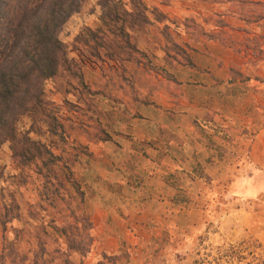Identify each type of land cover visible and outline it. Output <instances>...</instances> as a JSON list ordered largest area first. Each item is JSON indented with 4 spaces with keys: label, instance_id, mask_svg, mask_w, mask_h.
I'll return each instance as SVG.
<instances>
[{
    "label": "rangeland",
    "instance_id": "374dc122",
    "mask_svg": "<svg viewBox=\"0 0 264 264\" xmlns=\"http://www.w3.org/2000/svg\"><path fill=\"white\" fill-rule=\"evenodd\" d=\"M101 1L84 0L63 25L72 68L47 80L42 95L53 135L42 123L30 133L55 163L0 145V264H264L263 201L237 203L229 177L217 184L199 167L193 176L175 169L165 174L169 206L155 216L136 205L137 169L168 143L135 141L128 128L143 106L177 108L188 93L203 100L207 83L216 97L250 92L254 115L264 94V0Z\"/></svg>",
    "mask_w": 264,
    "mask_h": 264
},
{
    "label": "crops",
    "instance_id": "0c3cea01",
    "mask_svg": "<svg viewBox=\"0 0 264 264\" xmlns=\"http://www.w3.org/2000/svg\"><path fill=\"white\" fill-rule=\"evenodd\" d=\"M193 76L200 80L207 78L200 73H193ZM208 85L201 87L203 100L188 93L184 95V104L177 108L152 104L141 107V118L133 119L128 127L135 141L168 143L163 146L164 151L156 162L149 161L150 168L144 170L140 167L137 169L139 176L134 175V178L139 177L138 181L135 180L136 189L143 194L135 204L153 208L152 215L157 216L156 212L161 207L169 206L165 192L172 190V184L165 174L183 169L187 175L193 176L192 169L195 167L201 168L204 176L211 177V183L219 184L220 179L231 178V189L237 203L247 205L260 199L263 204L258 213L264 215V118L258 119L255 115L256 112L259 116L264 115V94L260 95V104L253 115L256 104L250 92L229 96L219 92L216 97ZM185 88L190 90L191 85H185ZM205 90H209L207 95ZM191 91L194 92L195 88ZM207 96L212 98L208 104ZM208 113H213L214 121L217 120L214 125L203 120L209 116ZM222 115L228 116L226 123L218 122ZM221 124L227 127L230 141L219 135L222 133ZM242 129L246 132L240 131ZM148 151L156 154L158 150ZM128 176L124 172L123 179ZM125 204L130 205V202ZM242 207L241 214L251 215L245 206Z\"/></svg>",
    "mask_w": 264,
    "mask_h": 264
},
{
    "label": "trees",
    "instance_id": "16d2710c",
    "mask_svg": "<svg viewBox=\"0 0 264 264\" xmlns=\"http://www.w3.org/2000/svg\"><path fill=\"white\" fill-rule=\"evenodd\" d=\"M83 2L0 0V145L9 142L15 154L29 160L42 159L49 166L57 160L56 155L30 133L42 123L53 135L49 114L41 118L44 85L62 70L72 68L73 60L68 59L59 33ZM101 2L104 8L108 0ZM24 116L33 121L28 129L19 125ZM76 190L82 197L78 183ZM72 248L78 250L80 246L73 242Z\"/></svg>",
    "mask_w": 264,
    "mask_h": 264
}]
</instances>
